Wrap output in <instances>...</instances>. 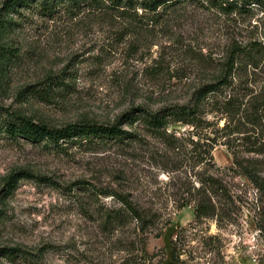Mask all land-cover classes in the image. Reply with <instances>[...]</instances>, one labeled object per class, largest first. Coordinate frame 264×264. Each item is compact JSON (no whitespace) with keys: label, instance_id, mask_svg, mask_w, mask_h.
<instances>
[{"label":"rangeland","instance_id":"obj_1","mask_svg":"<svg viewBox=\"0 0 264 264\" xmlns=\"http://www.w3.org/2000/svg\"><path fill=\"white\" fill-rule=\"evenodd\" d=\"M10 2L0 0V264H264L255 225H264V195L244 177L231 181L241 199L234 225L217 229L209 222L192 230V207L174 209L173 184L198 170L189 154L191 128H168L182 141L179 152L149 137L91 150L35 144L7 130L18 117L55 127L82 120L107 124L132 107L186 103L230 43L264 41V3L224 15L198 0L147 24L86 11L75 18L42 17L26 8L9 11ZM3 21L11 22L6 31ZM48 76L60 78L58 87L47 88ZM211 157L221 170L232 167L221 143ZM20 172L33 178L11 188L9 178ZM90 186L163 204L170 223L159 237L158 231L148 235V256L141 245H131L132 226L103 229L100 210L117 203ZM181 230L185 245L173 261L171 242Z\"/></svg>","mask_w":264,"mask_h":264},{"label":"trees","instance_id":"obj_2","mask_svg":"<svg viewBox=\"0 0 264 264\" xmlns=\"http://www.w3.org/2000/svg\"><path fill=\"white\" fill-rule=\"evenodd\" d=\"M197 1L11 0L8 10L17 12V8H26L50 18L59 14L75 18L86 11L115 21L148 24V21L158 23L184 5ZM203 1L224 15L242 14L246 7L264 3V0ZM10 23L3 21L1 29L6 31ZM59 79L48 76L44 82L49 83L47 88L52 89L58 87ZM177 124L192 129L191 136L195 139L187 143L198 170L191 175L193 179L184 172L186 179L173 184L174 209L192 207V230L209 222H213L217 229L236 224L241 199L232 192L231 181L244 177L260 196L264 195V41L230 43L222 56L213 58V75L193 90L186 103L157 110L132 107L113 123L107 124L82 120L55 127L18 117L15 124L7 126V130L13 135L21 134L35 144L45 142L55 147L67 144L91 150L109 145L126 147L144 142L149 137L165 148L179 152L182 141L174 131H168L170 126ZM219 143L232 155V167L224 170L212 163L211 151ZM160 157L162 159L164 155ZM23 177L33 178L31 174L20 172L9 178L10 187L14 188ZM91 188L96 196L110 197L117 203L115 208L100 210L103 229L125 231L132 226L135 239L131 245H141L140 251L148 256L145 251L148 235L158 231L155 237H159L170 223L164 219L166 210L162 208L163 204H142L124 190L104 187L96 193L97 188ZM255 225L264 241V225L259 220ZM184 233L179 231L171 242L173 261H179L185 245Z\"/></svg>","mask_w":264,"mask_h":264}]
</instances>
